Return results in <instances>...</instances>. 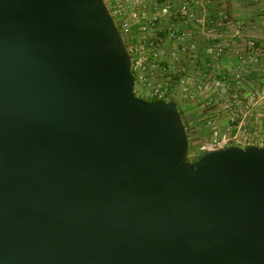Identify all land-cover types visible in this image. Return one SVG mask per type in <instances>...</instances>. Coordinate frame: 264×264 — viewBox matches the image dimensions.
Here are the masks:
<instances>
[{"label":"water","instance_id":"95a60500","mask_svg":"<svg viewBox=\"0 0 264 264\" xmlns=\"http://www.w3.org/2000/svg\"><path fill=\"white\" fill-rule=\"evenodd\" d=\"M134 89L104 0H0V264H264V148Z\"/></svg>","mask_w":264,"mask_h":264},{"label":"built area","instance_id":"2783aa9c","mask_svg":"<svg viewBox=\"0 0 264 264\" xmlns=\"http://www.w3.org/2000/svg\"><path fill=\"white\" fill-rule=\"evenodd\" d=\"M104 1L131 57L136 96L175 103L188 134L198 132L194 119L207 129L196 157L264 148V3L254 19L214 20L208 0Z\"/></svg>","mask_w":264,"mask_h":264},{"label":"crops","instance_id":"0c3cea01","mask_svg":"<svg viewBox=\"0 0 264 264\" xmlns=\"http://www.w3.org/2000/svg\"><path fill=\"white\" fill-rule=\"evenodd\" d=\"M175 1L177 4L180 3V0ZM206 3L209 16L214 20H218L221 13H228L232 16L234 15L235 18L240 19H254L258 16L260 7L264 3V0H208ZM204 130L207 132L206 128ZM204 130H200V133ZM199 135L198 137H200ZM203 136L200 137L202 141L199 144L209 140V138H205V136Z\"/></svg>","mask_w":264,"mask_h":264},{"label":"rangeland","instance_id":"374dc122","mask_svg":"<svg viewBox=\"0 0 264 264\" xmlns=\"http://www.w3.org/2000/svg\"><path fill=\"white\" fill-rule=\"evenodd\" d=\"M195 114H198V112L195 111ZM192 123H193V126L195 128V130H192V131L198 130V132H195L196 134H194V132L189 133L190 134V136H189L190 142H191V147H190L191 150H190L189 155H188V159H187L188 162L191 160H194L196 157V155L193 153V151L198 147L197 145L202 141V139H200V137L204 135L206 138L208 135L207 132L204 130V125L201 124V122H199L198 119H194V121ZM200 130H204V131L200 133ZM197 133H198V135L200 134L199 135L200 137H198Z\"/></svg>","mask_w":264,"mask_h":264},{"label":"flooded vegetation","instance_id":"af4514ba","mask_svg":"<svg viewBox=\"0 0 264 264\" xmlns=\"http://www.w3.org/2000/svg\"><path fill=\"white\" fill-rule=\"evenodd\" d=\"M198 157H199V156L195 157V159H194V160H191V161H189V163H194V162H196V161H197V159H198Z\"/></svg>","mask_w":264,"mask_h":264},{"label":"trees","instance_id":"16d2710c","mask_svg":"<svg viewBox=\"0 0 264 264\" xmlns=\"http://www.w3.org/2000/svg\"><path fill=\"white\" fill-rule=\"evenodd\" d=\"M182 114V113H181ZM185 125H186V127L188 128V124L187 123H185Z\"/></svg>","mask_w":264,"mask_h":264}]
</instances>
